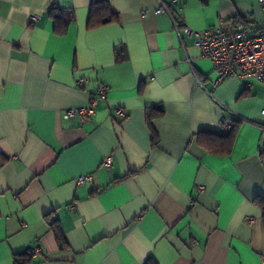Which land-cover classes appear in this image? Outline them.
<instances>
[{
  "label": "crops",
  "instance_id": "crops-1",
  "mask_svg": "<svg viewBox=\"0 0 264 264\" xmlns=\"http://www.w3.org/2000/svg\"><path fill=\"white\" fill-rule=\"evenodd\" d=\"M93 1L0 0V264H264V83L216 84L161 11L203 32L261 22L258 0H106L118 22L89 29ZM53 10L75 13L64 35ZM100 85L93 115L64 119ZM227 136L230 153L212 152Z\"/></svg>",
  "mask_w": 264,
  "mask_h": 264
},
{
  "label": "built area",
  "instance_id": "built-area-1",
  "mask_svg": "<svg viewBox=\"0 0 264 264\" xmlns=\"http://www.w3.org/2000/svg\"><path fill=\"white\" fill-rule=\"evenodd\" d=\"M258 2L263 12L261 22H250L246 16L238 15L221 19L214 27L203 32L191 29L182 14L175 19L165 5L162 6L161 11L168 12L184 49H186L185 38H187L199 48L202 56L212 63L218 76L216 84L229 77L256 78L264 83V0H258ZM198 83L202 85L199 79ZM80 84L83 85V81H80ZM108 91L109 88L106 85H100L86 107L69 109L64 114V119L93 115L95 97L105 96ZM117 115L125 118L126 112L124 109H119ZM261 117L260 127L264 130V109L261 111ZM240 121H242L240 118L224 116L221 125L225 130H233ZM112 163V158L105 160L107 166H111ZM90 179L91 177H81L78 183L85 184ZM37 252L39 249L35 248L31 254Z\"/></svg>",
  "mask_w": 264,
  "mask_h": 264
},
{
  "label": "trees",
  "instance_id": "trees-1",
  "mask_svg": "<svg viewBox=\"0 0 264 264\" xmlns=\"http://www.w3.org/2000/svg\"><path fill=\"white\" fill-rule=\"evenodd\" d=\"M206 1V0H202ZM51 17L54 19L56 25V31L60 35L66 34L69 26L75 22L76 16L73 10L66 11H52ZM118 22V15L114 13L111 9V6L106 0H94L90 6L89 20H88V28L95 29L102 26H106L112 23ZM118 61L124 60V56H122V52L117 56ZM165 114V110L163 106L153 107L148 112V124L152 126V121L158 117H162ZM214 140L218 141L222 137L212 136ZM221 141L217 146L219 149H212V152L217 153L219 151L230 153L232 146V137L227 136ZM159 143V137L156 132H154L153 136V145L157 146ZM255 203L262 211V219L264 222V199L257 197L255 199ZM52 228L56 234V238L58 244L63 248L67 245L66 237L61 230L60 226L57 225V222L53 223ZM30 263V254L23 253L18 254L15 257V264H29ZM145 264H157L154 260L148 259Z\"/></svg>",
  "mask_w": 264,
  "mask_h": 264
}]
</instances>
